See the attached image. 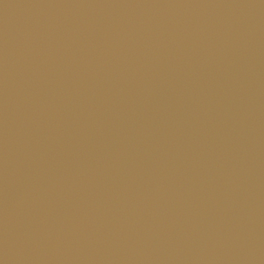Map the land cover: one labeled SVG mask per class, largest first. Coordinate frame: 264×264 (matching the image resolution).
Segmentation results:
<instances>
[{
    "label": "water",
    "instance_id": "water-1",
    "mask_svg": "<svg viewBox=\"0 0 264 264\" xmlns=\"http://www.w3.org/2000/svg\"><path fill=\"white\" fill-rule=\"evenodd\" d=\"M0 264H264V0H0Z\"/></svg>",
    "mask_w": 264,
    "mask_h": 264
}]
</instances>
